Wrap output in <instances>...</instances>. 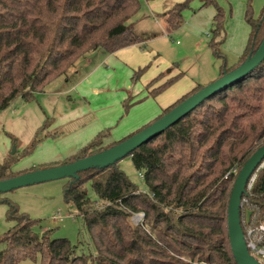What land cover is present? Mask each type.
Here are the masks:
<instances>
[{"label":"trees","instance_id":"trees-1","mask_svg":"<svg viewBox=\"0 0 264 264\" xmlns=\"http://www.w3.org/2000/svg\"><path fill=\"white\" fill-rule=\"evenodd\" d=\"M193 1L185 0L159 14L169 33L183 25V12ZM199 1L202 8H216L209 47L223 58L224 11L217 0ZM139 10V0H0V112L18 99L34 101L48 84L68 76L76 62L89 53L113 54L142 44L144 39L132 22ZM245 19L251 29L246 49L238 65L222 68L219 79L251 58L264 40V8L257 18L249 2ZM148 67L134 71V81L138 82ZM183 76L180 73L149 95L162 93ZM204 88L197 85L157 120ZM132 105L125 103L126 113ZM52 124L45 121L24 154L35 152L46 139L57 136L48 132ZM109 137L110 130L103 131L77 155L30 172L77 162L130 138L106 145ZM263 145L264 62L129 157L144 176L146 192L130 180L120 163L69 179L65 202L71 215L87 229L95 254L78 255L68 239L54 238L52 230L41 231L40 220L4 201L9 206L8 220L15 225L0 237V264H192L196 259L199 264H237L228 234V206L237 177L232 171L240 172ZM16 161L9 155L0 164V181L26 174L12 172ZM255 175L240 211L245 235L264 224V169ZM89 183L97 200H92L86 189ZM140 213L154 227L151 231L156 240L150 257L142 254L140 227L133 229L128 222ZM160 225L164 230L158 229ZM258 237L255 234L254 238Z\"/></svg>","mask_w":264,"mask_h":264},{"label":"rangeland","instance_id":"rangeland-1","mask_svg":"<svg viewBox=\"0 0 264 264\" xmlns=\"http://www.w3.org/2000/svg\"><path fill=\"white\" fill-rule=\"evenodd\" d=\"M139 1L140 10L132 19V22L135 25L136 33L144 39V42L140 44L141 50L148 51L149 53L152 51L157 52L151 62L146 65L149 66L147 71L155 64V60L157 59L155 57L158 56L161 59L160 61L165 60L171 63L170 68L165 70V74L169 73L171 68H174L183 73L187 78L180 84L194 81L196 85L204 84L202 86L210 85L217 81L225 65L229 69L239 64L251 32L250 26L245 19L247 4L251 3L254 16L257 18L264 8L262 0H217L218 5L223 9L225 14L226 37L224 39L225 42L221 46L222 58L215 55L209 47L215 29L214 15L211 18V22L210 17L208 20H206V17L211 12L214 14L216 11L215 7L202 8V3L199 0L193 1L190 4V8L183 12V25L178 30L169 33L164 27L165 20L159 14L152 15L153 12L159 13L160 9L156 8L152 12L150 10V3L152 2ZM184 1L168 0L167 5L171 7L170 5L173 3L172 7H174L176 4ZM200 10L203 11L202 14L194 17L196 13H200ZM207 10H209V13ZM198 18H201V21H198ZM105 55L107 54L102 51L90 53L89 56L92 58L90 67L94 66L99 58ZM80 60L76 62L75 66H77ZM107 67L108 64L104 68L107 69ZM139 69L141 68L136 69V71ZM122 70L124 72L128 71L126 67L119 71V80L121 82L123 79H128L126 74L122 73V76ZM73 71L74 69H71L68 74H72ZM133 77L134 75H132V79ZM64 78L65 76L57 78L48 84L43 93L36 95L34 101L26 103L22 99H18L8 109L0 112V164H4L9 155L15 157L17 161L12 166V172L16 174L27 173L64 161L77 155L82 148L91 142L83 145V139H76V142L73 140L57 147L61 151L71 150L68 154L69 157L64 155L61 158H55L56 156H52L51 159L47 160L48 158L46 157L48 156L46 154L42 155L36 152L28 155L24 154L25 149L34 141L37 132L45 121L49 119L53 122L55 120L58 122L62 117L65 119L66 117L64 116H67L69 112L85 103L84 100L79 99L74 94H67V91L72 86L69 83L66 84ZM131 81H134V79ZM69 96L71 97L69 98ZM73 128L74 124H70L61 131L66 134ZM14 140L18 145L15 144ZM50 153L51 151L48 150L47 154L50 155ZM120 167L141 191H147L145 181L140 177V172L135 169L131 158L128 157L121 161ZM68 181V178L52 181L0 195V237L15 225V222L8 220L9 206L3 203L7 201L16 204L20 212L25 213L30 218L40 220L42 223L41 231L52 230L54 238L68 239L72 245L77 247L78 255L95 254V248L87 229L80 219L74 218L71 215L72 209L65 202L64 189ZM86 189L91 199L97 200L90 183L86 185ZM134 216H131L128 222L133 229L140 227L142 232V236L140 237L142 254L150 257L152 243L156 240V236L151 231L154 228L153 223L151 220H146L143 217L141 223L136 225L133 220ZM158 229L164 230V227L160 225ZM183 261L189 262L190 259L183 257ZM25 264L33 263L27 261ZM192 264H199V262L196 259L192 261ZM260 264H264V260L260 261Z\"/></svg>","mask_w":264,"mask_h":264},{"label":"crops","instance_id":"crops-1","mask_svg":"<svg viewBox=\"0 0 264 264\" xmlns=\"http://www.w3.org/2000/svg\"><path fill=\"white\" fill-rule=\"evenodd\" d=\"M262 1L264 2V0ZM167 3L168 0H156L150 3L152 12L156 8L160 9L159 13L153 12L152 15L163 14L174 5L172 3L169 7ZM202 12L200 10V13H196L194 17H198V14H202ZM211 13L206 17V20L210 17V22L213 15L215 17L216 11L214 14ZM198 21H201V18H198ZM164 27L167 29L166 23ZM156 54L155 51L149 53L141 50L140 45H134L100 57L92 67H90L92 64L90 53L82 58L73 68V73L68 74L64 79L66 84L69 83L72 86L67 94H74L84 100L86 104L82 103L78 108L69 112L67 116H64L67 119L62 117L58 122L55 120L48 132L57 134V136L46 139L35 152L46 154L47 160L52 156H56L55 158H61L64 155L69 157L68 154L71 150L61 151L57 147L73 140L76 142V139H83L82 144L86 145L106 130H110V137L106 140V145L121 142L157 120L165 109L196 88L197 85L194 81L180 84L187 79L186 76H183L162 93L150 96V91L161 87L180 74V71L174 68L165 74V70L170 68L171 63L165 60L160 61L158 56L155 57L157 59L152 65L153 69L151 67L138 82L131 81L134 71L148 65ZM107 64L108 67L105 69ZM125 67L128 71L122 70L121 74H126L128 79H123L121 82L119 71ZM156 79H159L158 82L150 86ZM71 101L73 102V100ZM126 102L133 104L128 113L124 108ZM70 124H74V128L66 134L63 133L61 130ZM48 150L51 151L50 155L47 154Z\"/></svg>","mask_w":264,"mask_h":264},{"label":"water","instance_id":"water-1","mask_svg":"<svg viewBox=\"0 0 264 264\" xmlns=\"http://www.w3.org/2000/svg\"><path fill=\"white\" fill-rule=\"evenodd\" d=\"M264 62V40L256 53L240 67L235 69L214 83L193 95L171 112L138 132L134 136L120 144L107 149L91 157L77 162L38 170L20 175L18 177L0 181V195L6 194L21 188L48 183L62 179L78 178L79 174L92 169H107L124 159L130 157L137 149L160 136L169 128L176 125L180 120L188 116L203 102L232 85L233 83L246 78L259 65ZM16 150V148H14ZM264 162V145L259 148L252 157L245 163L236 177L228 206V234L233 256L237 264H260L254 259L248 250L245 234L241 225L240 211L243 204V197L247 193L252 178Z\"/></svg>","mask_w":264,"mask_h":264},{"label":"built area","instance_id":"built-area-1","mask_svg":"<svg viewBox=\"0 0 264 264\" xmlns=\"http://www.w3.org/2000/svg\"><path fill=\"white\" fill-rule=\"evenodd\" d=\"M264 169V162L261 164L258 170ZM232 173L236 176H238L239 171L237 169H234ZM140 177L144 179L143 174H140ZM256 178V175L252 178L250 185L248 187V190L251 189L253 182ZM144 214H136L133 218L136 225H139L143 219ZM255 234H258L259 237L257 239L254 238ZM247 247L249 250L250 255L256 259L259 263L260 261L264 260V224H262L257 231L250 230L247 235H245Z\"/></svg>","mask_w":264,"mask_h":264}]
</instances>
